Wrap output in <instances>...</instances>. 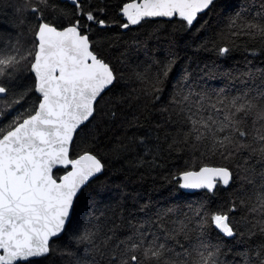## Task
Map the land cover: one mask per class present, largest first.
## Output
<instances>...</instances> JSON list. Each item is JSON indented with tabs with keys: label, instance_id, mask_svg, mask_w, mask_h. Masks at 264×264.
<instances>
[{
	"label": "snow or ice",
	"instance_id": "obj_1",
	"mask_svg": "<svg viewBox=\"0 0 264 264\" xmlns=\"http://www.w3.org/2000/svg\"><path fill=\"white\" fill-rule=\"evenodd\" d=\"M0 264H264V0H0Z\"/></svg>",
	"mask_w": 264,
	"mask_h": 264
},
{
	"label": "trees",
	"instance_id": "obj_2",
	"mask_svg": "<svg viewBox=\"0 0 264 264\" xmlns=\"http://www.w3.org/2000/svg\"><path fill=\"white\" fill-rule=\"evenodd\" d=\"M149 31H150L149 29L134 27L131 31L126 33H119V35H123L124 40L129 43H131L136 38H139L140 40H148L149 46L154 50H158L165 47L163 43V37H161L159 41L155 37L150 38L147 35V32ZM189 43L191 44V49L188 51V55H192L193 51L195 50V44H192L191 40H189ZM196 43H199V41H197ZM211 55L212 54L210 53H200L199 57L201 59H208L211 57ZM119 56H120V51H113L110 54V59H112L113 63L116 64L117 68L121 67V65L117 62V58ZM139 58L143 59V56L141 55ZM132 59L135 62L136 60L135 51H133ZM241 59H242V52L238 51L234 54V59L229 60L226 66H231L235 64L237 61H240ZM125 75H127V71L125 72ZM217 86H222V85H217ZM119 168H120V164L118 163L112 164L108 175H112V173H114L116 169ZM126 176L127 174H123V175L117 174V176L113 177V180L109 183V190L112 192L113 195H118L117 186L124 187ZM101 179L103 180L105 178L101 177ZM124 190L131 193H139L140 196L143 197V199L140 201L141 203H143L149 197H151L154 201L162 202L163 197L167 195L168 187L165 184L161 183L159 180L154 182L151 177L141 181L138 175H130L127 176V186L126 188H124ZM192 199H195V197H192Z\"/></svg>",
	"mask_w": 264,
	"mask_h": 264
}]
</instances>
